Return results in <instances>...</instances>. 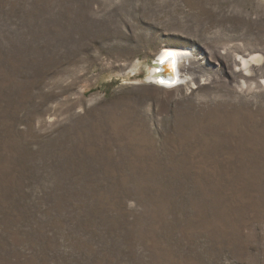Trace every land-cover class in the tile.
I'll use <instances>...</instances> for the list:
<instances>
[{"label": "rangeland", "instance_id": "374dc122", "mask_svg": "<svg viewBox=\"0 0 264 264\" xmlns=\"http://www.w3.org/2000/svg\"><path fill=\"white\" fill-rule=\"evenodd\" d=\"M167 47L214 81L150 84ZM220 53L264 57V0H0V264H264V88Z\"/></svg>", "mask_w": 264, "mask_h": 264}, {"label": "bare ground", "instance_id": "6f19581e", "mask_svg": "<svg viewBox=\"0 0 264 264\" xmlns=\"http://www.w3.org/2000/svg\"><path fill=\"white\" fill-rule=\"evenodd\" d=\"M160 54H163L165 58L170 55L174 56L177 78L176 85H173V88L180 87L183 83L195 85L199 81H202L201 79L208 81H214L215 79V77L214 79L207 77L205 72L203 63L207 61L206 56L199 58L192 51L168 47L161 49L157 56ZM217 61L218 63L222 62V65H219L216 69L217 79L222 78L226 84H238L241 88L249 86L264 88V57L262 55L230 57L220 53ZM169 65H171V62L167 63L165 67ZM147 71L149 72V81L156 80L154 75L157 73V70L149 66Z\"/></svg>", "mask_w": 264, "mask_h": 264}, {"label": "water", "instance_id": "95a60500", "mask_svg": "<svg viewBox=\"0 0 264 264\" xmlns=\"http://www.w3.org/2000/svg\"><path fill=\"white\" fill-rule=\"evenodd\" d=\"M169 62H171V65L165 67L167 63L169 64ZM150 66H152L157 70V73L154 75L156 80L149 81V79H147L150 84L165 89H171L173 88L172 87L173 85H176L177 73H176V67H175L173 55H170L165 58L163 54H160L159 56L156 57V59L153 61V63ZM148 76H149V72H148Z\"/></svg>", "mask_w": 264, "mask_h": 264}]
</instances>
